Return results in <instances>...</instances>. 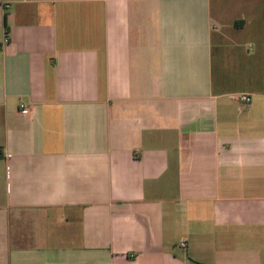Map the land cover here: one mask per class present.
<instances>
[{
	"label": "crops",
	"instance_id": "1",
	"mask_svg": "<svg viewBox=\"0 0 264 264\" xmlns=\"http://www.w3.org/2000/svg\"><path fill=\"white\" fill-rule=\"evenodd\" d=\"M0 264H264V0H0Z\"/></svg>",
	"mask_w": 264,
	"mask_h": 264
},
{
	"label": "rangeland",
	"instance_id": "2",
	"mask_svg": "<svg viewBox=\"0 0 264 264\" xmlns=\"http://www.w3.org/2000/svg\"><path fill=\"white\" fill-rule=\"evenodd\" d=\"M257 24V23H256ZM255 24L247 26L244 28V30L241 32V34H238V36L241 37L242 40H245V43H254V39H256V33L255 30H253Z\"/></svg>",
	"mask_w": 264,
	"mask_h": 264
},
{
	"label": "built area",
	"instance_id": "3",
	"mask_svg": "<svg viewBox=\"0 0 264 264\" xmlns=\"http://www.w3.org/2000/svg\"><path fill=\"white\" fill-rule=\"evenodd\" d=\"M8 43V37L7 35L4 36L3 38V44H7ZM231 99L241 103V104H249L251 99L249 96H246V95H240V96H231L230 97ZM22 107V106H20ZM21 113H26V110L25 109H21ZM181 247H184V244H181L180 245Z\"/></svg>",
	"mask_w": 264,
	"mask_h": 264
},
{
	"label": "trees",
	"instance_id": "4",
	"mask_svg": "<svg viewBox=\"0 0 264 264\" xmlns=\"http://www.w3.org/2000/svg\"><path fill=\"white\" fill-rule=\"evenodd\" d=\"M3 26L5 27V29H7L6 17L5 16L3 18ZM5 35H7V33H5Z\"/></svg>",
	"mask_w": 264,
	"mask_h": 264
}]
</instances>
